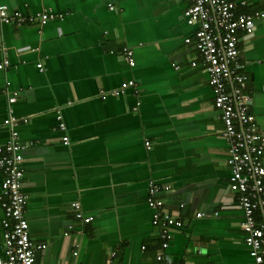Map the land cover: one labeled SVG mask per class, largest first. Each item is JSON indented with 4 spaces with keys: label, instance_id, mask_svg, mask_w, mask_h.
<instances>
[{
    "label": "crops",
    "instance_id": "crops-1",
    "mask_svg": "<svg viewBox=\"0 0 264 264\" xmlns=\"http://www.w3.org/2000/svg\"><path fill=\"white\" fill-rule=\"evenodd\" d=\"M245 1L238 12L264 10V0ZM0 4L56 16L43 26L0 24V64L8 62L0 70V146L5 154L8 93L16 99L12 108L25 147L24 218L30 240L46 246L36 252V264H106L111 254L113 264H157L161 241L146 202L151 181L170 188L160 198L183 223L165 251L174 264H254L229 188L220 112L193 44L194 28L184 19L188 0ZM239 37L234 75L245 77L243 93L264 132V18L251 36ZM124 49L133 52L134 68ZM130 80L135 89L113 96ZM227 84V91L237 85L234 76ZM3 179L0 170V190ZM74 203L91 223L74 219ZM256 219L262 221L260 212ZM5 223L14 225L0 201V256Z\"/></svg>",
    "mask_w": 264,
    "mask_h": 264
},
{
    "label": "built area",
    "instance_id": "built-area-1",
    "mask_svg": "<svg viewBox=\"0 0 264 264\" xmlns=\"http://www.w3.org/2000/svg\"><path fill=\"white\" fill-rule=\"evenodd\" d=\"M189 6L184 13V19L194 28V47L204 61V69L211 83L215 107L220 112L223 124L222 136L228 143L227 164L230 168V190L237 195L238 208L241 212L240 228L244 233V243L249 257L254 264H264V132L259 130L255 118L251 113V101L243 93L244 78L235 74L238 69V34L251 36L254 32L255 21L264 18V10L252 14H240L237 6L245 7V0H188ZM56 16L42 11L35 14H26L21 11H9V8L0 4V24L24 27L38 24L45 25ZM185 44L191 39L186 38ZM124 60L129 68L135 67L133 52L123 50ZM8 62L0 64V70ZM192 62L191 67L195 68ZM39 72L43 71L42 64H37ZM176 70L179 68L176 67ZM234 76L237 85L227 91L226 84ZM234 82V81H233ZM8 85V84H7ZM228 85V84H227ZM241 86V87H240ZM135 89L136 84L130 80L122 83L120 88L113 92L119 97L128 89ZM7 95L9 108L3 125L8 127L10 137L4 149L0 146V170L4 179L1 184L0 201L5 209V215L14 221L13 226L5 223L8 229L5 236V248L0 256V264H36L35 255L43 251L45 245H35L29 238L28 223L24 218L26 197L22 193L21 180L23 177V156L18 133L20 120L15 117V97ZM27 123L28 120H21ZM61 132L66 127L62 121L57 124ZM64 146L69 145L67 136H63ZM145 148L150 149L148 142ZM3 152V153H2ZM170 188L166 185H157L151 181L148 184L147 206L153 211L152 225L159 230L160 248L155 256L157 264H174L165 254L169 248L173 230L183 227L181 219H177L165 209L161 193H167ZM74 219L82 224L93 221L90 216H84L78 203L72 204ZM261 213L262 221H258L257 213ZM203 214H196L202 218ZM69 230H73L72 225ZM67 235V234H66ZM76 255V254H74ZM114 254H111L106 264H113Z\"/></svg>",
    "mask_w": 264,
    "mask_h": 264
},
{
    "label": "trees",
    "instance_id": "trees-1",
    "mask_svg": "<svg viewBox=\"0 0 264 264\" xmlns=\"http://www.w3.org/2000/svg\"><path fill=\"white\" fill-rule=\"evenodd\" d=\"M238 13H240V12H238ZM240 14H242V13H240ZM244 14H252V13H244ZM238 36H239V34H238ZM240 38V37H239ZM222 136V135H221ZM222 138H223V136H222ZM149 143V142H148ZM149 145H150V143H149ZM229 147V146H228ZM150 148H151V145H150ZM146 149V148H145ZM229 149V148H228ZM228 149H227V153H228ZM147 150V149H146ZM150 150V149H149ZM155 227V226H154Z\"/></svg>",
    "mask_w": 264,
    "mask_h": 264
}]
</instances>
